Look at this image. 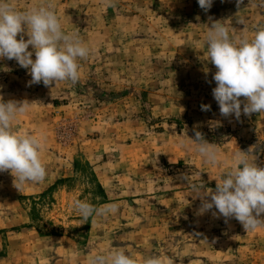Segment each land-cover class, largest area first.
I'll return each mask as SVG.
<instances>
[{"label": "rangeland", "instance_id": "374dc122", "mask_svg": "<svg viewBox=\"0 0 264 264\" xmlns=\"http://www.w3.org/2000/svg\"><path fill=\"white\" fill-rule=\"evenodd\" d=\"M11 2L26 9L42 0ZM52 3L91 54L79 61L77 84L50 87L30 85L27 69L0 60V97L32 102L12 127L42 138L47 168L44 181L21 190L0 173V264H89L114 247L137 264L151 255L165 264H264V229L197 215L201 201L183 179L214 189L250 132L264 128V113L220 115L205 42L214 21L251 37L264 24V0H244L239 12L236 0H213L207 12L197 0ZM194 130L219 147L218 164L181 145ZM78 199L119 211L84 221Z\"/></svg>", "mask_w": 264, "mask_h": 264}, {"label": "clouds", "instance_id": "9594fccd", "mask_svg": "<svg viewBox=\"0 0 264 264\" xmlns=\"http://www.w3.org/2000/svg\"><path fill=\"white\" fill-rule=\"evenodd\" d=\"M205 12L213 0H197ZM244 0H236L238 12ZM106 7H115V0H104ZM237 12V13H238ZM199 19V17H197ZM211 20V18H209ZM239 23H245L244 18ZM27 36V39H25ZM208 62L215 66L213 80L216 87L212 95L222 117L264 113V24L255 26L248 34L232 35L228 26L214 21L206 34ZM31 46V50L29 47ZM91 49L78 31L66 32L56 14L52 0H42L37 6L18 9L11 0H0V60H15L27 69L31 84L43 83L45 87L60 82L75 85L81 78L79 61L90 56ZM34 57V58H33ZM32 106L27 100L4 101L0 97V173L9 172L13 186L21 190L26 184L45 180L47 168L41 159L42 138L31 133H18L12 127L18 115L26 114ZM209 110L210 105H201ZM189 142L181 145L195 151L205 163L220 162L219 147L194 130ZM264 148L238 150L232 155V163L222 175L214 179L215 188L206 187L204 181L183 177L201 203L197 215L211 212L225 223L238 221L243 229H264V164L260 156ZM73 209L84 221L94 216L114 215L119 211L115 203L97 207L87 201L76 200ZM215 209V211H213ZM89 264H137L122 247L91 257ZM142 264H165L159 255L145 257Z\"/></svg>", "mask_w": 264, "mask_h": 264}, {"label": "built area", "instance_id": "2783aa9c", "mask_svg": "<svg viewBox=\"0 0 264 264\" xmlns=\"http://www.w3.org/2000/svg\"><path fill=\"white\" fill-rule=\"evenodd\" d=\"M250 137L248 139V142L243 147V151H247L250 148L260 147L264 148V128L262 129H254L252 132H250ZM260 161L262 164H264V154L260 156Z\"/></svg>", "mask_w": 264, "mask_h": 264}, {"label": "crops", "instance_id": "0c3cea01", "mask_svg": "<svg viewBox=\"0 0 264 264\" xmlns=\"http://www.w3.org/2000/svg\"><path fill=\"white\" fill-rule=\"evenodd\" d=\"M173 161V160H172Z\"/></svg>", "mask_w": 264, "mask_h": 264}]
</instances>
